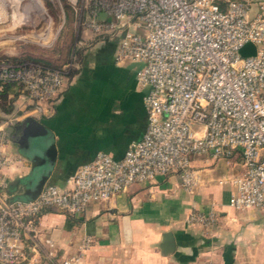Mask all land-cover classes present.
<instances>
[{
    "label": "built area",
    "instance_id": "obj_1",
    "mask_svg": "<svg viewBox=\"0 0 264 264\" xmlns=\"http://www.w3.org/2000/svg\"><path fill=\"white\" fill-rule=\"evenodd\" d=\"M88 1L84 25L100 36L126 29L115 59L140 62L136 79L148 86L146 129L122 157L100 151L66 185L47 182L35 197L20 199L6 191L8 132L0 128V264L17 262L28 244L51 264H79L91 237L84 236L75 253L59 256L54 240L39 232L43 209L78 212L170 172L191 191L198 179L194 155L222 158L238 151L242 171L219 179L230 185L228 203L235 209L264 207V0L255 2V10L252 0ZM248 41L255 53L242 55L239 49ZM63 75L60 68L0 63V86L21 83L28 97L49 107ZM217 216L213 209L192 210L187 218L210 226Z\"/></svg>",
    "mask_w": 264,
    "mask_h": 264
},
{
    "label": "crops",
    "instance_id": "obj_2",
    "mask_svg": "<svg viewBox=\"0 0 264 264\" xmlns=\"http://www.w3.org/2000/svg\"><path fill=\"white\" fill-rule=\"evenodd\" d=\"M252 1L255 10L259 0ZM125 30L108 36L82 35L77 64L64 77L52 107L10 88L12 100L22 96L25 113L46 126V133L36 138L55 149L45 163L33 168L40 169L35 174L23 155L27 149L10 136L3 147L10 161L2 168L10 196L29 199L47 182L66 185L77 167L98 152L120 158L131 142L142 137L147 125L143 95L148 86L136 79L140 62L115 59ZM5 114L0 107V116ZM21 117L14 119L11 133ZM191 164L198 174L191 191L183 188L176 172L158 175L153 181L132 183L105 200L91 201L78 212L45 208L37 218L39 232L54 240L61 257L75 253L80 240L90 236L79 264H264V207L235 209L228 203L229 183L219 182L242 171L241 154L194 155ZM211 209L218 213L213 225L187 218L192 210ZM165 231L175 239L168 253L161 246ZM30 245L12 264H51Z\"/></svg>",
    "mask_w": 264,
    "mask_h": 264
},
{
    "label": "rangeland",
    "instance_id": "obj_3",
    "mask_svg": "<svg viewBox=\"0 0 264 264\" xmlns=\"http://www.w3.org/2000/svg\"><path fill=\"white\" fill-rule=\"evenodd\" d=\"M88 4V0H0V63L12 61L44 68H60L63 69L64 77L70 74L77 64L78 49L84 45L80 42L82 35L96 33L83 24V20L87 19ZM69 44V53L64 59L60 50L65 49L66 45L69 47ZM25 53L57 59L58 65L31 59L16 61L12 58ZM7 84L22 94L26 92L21 83ZM3 85L0 86V92ZM18 99L12 100V95L8 94L6 97L0 95V107L6 113L5 118L0 116L8 132L6 143L10 141L11 131L16 124L14 119L19 115L30 114L25 113L27 109L23 105V97L18 96ZM20 107L24 108L23 111H19Z\"/></svg>",
    "mask_w": 264,
    "mask_h": 264
},
{
    "label": "water",
    "instance_id": "obj_4",
    "mask_svg": "<svg viewBox=\"0 0 264 264\" xmlns=\"http://www.w3.org/2000/svg\"><path fill=\"white\" fill-rule=\"evenodd\" d=\"M256 50L255 44L248 41L240 49L239 52L242 55L254 54ZM18 127L11 133V137L18 143L19 147H25L27 150L23 152V155L30 160L31 168L35 171V174L40 172V169H33L41 163L47 161V157H50L55 152L54 147L47 146L45 142L39 140V135L46 133V126L42 121L34 117L33 115H24L18 120ZM43 185V183H41ZM39 188L38 192L40 191ZM38 192L33 196L35 197ZM32 198V197H31ZM175 245V239L171 231H165L162 236L161 246L165 253L171 252Z\"/></svg>",
    "mask_w": 264,
    "mask_h": 264
},
{
    "label": "trees",
    "instance_id": "obj_5",
    "mask_svg": "<svg viewBox=\"0 0 264 264\" xmlns=\"http://www.w3.org/2000/svg\"><path fill=\"white\" fill-rule=\"evenodd\" d=\"M69 11L70 10L68 9V12ZM69 14H70V12H69ZM69 48H70V44H69V47H67V45H66L65 49H61L60 50V53L62 54V57L64 59L69 53ZM12 58H15L16 61H24L25 59H31V60L43 61V62H46L48 64H52V65H58L57 64V59H47V57L44 58V57L39 56V55H31V54H28V53L23 54V56H17V57H12ZM9 87H10V85L7 84V83L3 85V88L1 89V92H0V95L2 97H6L7 96L8 91L10 90Z\"/></svg>",
    "mask_w": 264,
    "mask_h": 264
}]
</instances>
